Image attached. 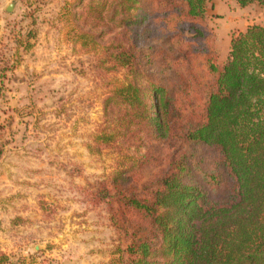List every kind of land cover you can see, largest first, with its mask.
<instances>
[{"label": "rangeland", "instance_id": "374dc122", "mask_svg": "<svg viewBox=\"0 0 264 264\" xmlns=\"http://www.w3.org/2000/svg\"><path fill=\"white\" fill-rule=\"evenodd\" d=\"M6 1L0 250L14 264H91L98 252L107 254L106 264H130L122 207L101 201L102 189L144 195L192 153L200 171L212 166L214 153L183 135L203 118L210 64H225L232 38L264 25V7L208 0L207 13L193 20L180 0H138L131 14L125 0ZM119 43L136 54L133 69L111 62ZM129 83L164 87L174 99L179 116L168 138L145 144L141 127L125 123L128 108L113 93ZM103 133L113 142L98 146Z\"/></svg>", "mask_w": 264, "mask_h": 264}, {"label": "trees", "instance_id": "16d2710c", "mask_svg": "<svg viewBox=\"0 0 264 264\" xmlns=\"http://www.w3.org/2000/svg\"><path fill=\"white\" fill-rule=\"evenodd\" d=\"M125 1L131 14L138 0ZM234 1L264 7V0ZM180 2L190 19L207 13L208 0ZM193 30L202 36L197 26ZM110 58L128 69L137 62L132 47L122 43ZM210 71L203 118L183 137L214 153L212 166L200 171L194 153L184 155L144 195L118 186L99 195L122 207L130 264H264V25L234 36L227 62L210 64ZM113 95L128 108L125 123L141 127L145 144L171 135L179 115L164 87L129 83ZM96 141L110 145L113 138L103 133ZM130 214L138 220H129ZM0 264L14 263L0 250Z\"/></svg>", "mask_w": 264, "mask_h": 264}, {"label": "crops", "instance_id": "0c3cea01", "mask_svg": "<svg viewBox=\"0 0 264 264\" xmlns=\"http://www.w3.org/2000/svg\"><path fill=\"white\" fill-rule=\"evenodd\" d=\"M6 0H0V4L5 3ZM8 2V1H6ZM99 253V252H98ZM96 254L94 257V261L91 262V264H106V261H108L107 254L106 253H99ZM90 259V258H89ZM89 259L84 258V260L80 261L81 264H88L90 263ZM89 261V262H88ZM78 263V264H80Z\"/></svg>", "mask_w": 264, "mask_h": 264}, {"label": "water", "instance_id": "95a60500", "mask_svg": "<svg viewBox=\"0 0 264 264\" xmlns=\"http://www.w3.org/2000/svg\"><path fill=\"white\" fill-rule=\"evenodd\" d=\"M12 6H13V5H10V6L8 7V9H7V10H8L9 12H11V11H12V8H13Z\"/></svg>", "mask_w": 264, "mask_h": 264}]
</instances>
